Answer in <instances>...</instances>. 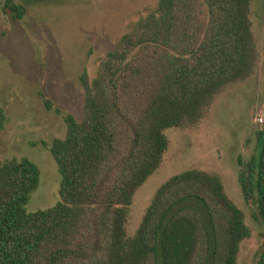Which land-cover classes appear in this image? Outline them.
Wrapping results in <instances>:
<instances>
[{
    "label": "trees",
    "instance_id": "trees-1",
    "mask_svg": "<svg viewBox=\"0 0 264 264\" xmlns=\"http://www.w3.org/2000/svg\"><path fill=\"white\" fill-rule=\"evenodd\" d=\"M251 2L157 0L95 78L81 75L84 116L67 114L66 136L49 146L62 177L53 207L27 211L36 162L0 158V264H237L251 231L216 173L174 174L132 237L127 224L137 191L164 162L166 131L199 125L227 87L254 74ZM4 5L23 18L24 6ZM6 121L0 105V130ZM258 139L257 152L239 159V183L264 223V127Z\"/></svg>",
    "mask_w": 264,
    "mask_h": 264
},
{
    "label": "rangeland",
    "instance_id": "rangeland-1",
    "mask_svg": "<svg viewBox=\"0 0 264 264\" xmlns=\"http://www.w3.org/2000/svg\"><path fill=\"white\" fill-rule=\"evenodd\" d=\"M25 7L14 19L0 0V105L7 121L0 130V158H30L41 169L28 212L60 200L62 177L49 150L64 138L67 114L84 116V72L95 78L102 60L133 23L157 8V0H15ZM250 18L258 62L254 74L226 88L197 126L170 128V147L161 168L137 191L130 206L128 236L136 234L158 188L187 169L218 174L243 211L251 236L240 247L237 264H258L264 223L258 207L243 196L239 159L257 152L264 127V0H252ZM47 100L49 103H47Z\"/></svg>",
    "mask_w": 264,
    "mask_h": 264
}]
</instances>
